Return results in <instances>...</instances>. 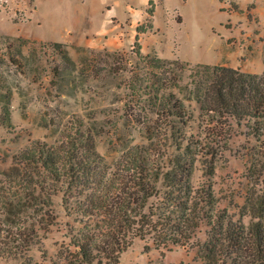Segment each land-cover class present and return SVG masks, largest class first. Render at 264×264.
<instances>
[{
  "label": "rangeland",
  "instance_id": "rangeland-1",
  "mask_svg": "<svg viewBox=\"0 0 264 264\" xmlns=\"http://www.w3.org/2000/svg\"><path fill=\"white\" fill-rule=\"evenodd\" d=\"M148 7L154 9L152 19ZM137 23L146 28L140 34L142 54L156 53L190 65H227L249 73L264 68V0H0V58L4 60L0 86L9 89L0 87V179L9 171L14 153L33 139L55 142L73 118H83L99 130L95 146L109 165L129 146L148 143V129L124 116L129 91L123 83L130 74L117 75L103 62H97L93 71L87 67L91 51L119 53L135 62L131 45ZM151 23L152 28H147ZM54 42L63 44L73 65L53 47ZM128 69L135 70V65L128 64ZM194 78L189 70L181 71L180 89H172L186 112L181 121L172 123L174 131L181 132V150L173 145L174 137L156 136L158 146L153 144L178 154L181 164H191L192 185L210 182L219 206L241 215L247 224L256 219L248 211L249 194L255 192L253 208L264 205L256 199L264 187L257 179L259 174L264 177V150L240 129L231 134L227 124L221 141H216L219 137L213 131L219 125L211 114L198 109ZM4 104L9 106V123H2ZM52 201L50 213L56 223L47 231L39 230L36 244L28 251L2 258L1 264L67 263V227L74 222L63 208L61 193L53 195ZM145 244L135 239L119 264L201 263L196 248L145 252Z\"/></svg>",
  "mask_w": 264,
  "mask_h": 264
},
{
  "label": "trees",
  "instance_id": "trees-1",
  "mask_svg": "<svg viewBox=\"0 0 264 264\" xmlns=\"http://www.w3.org/2000/svg\"><path fill=\"white\" fill-rule=\"evenodd\" d=\"M146 12L152 19L154 9ZM145 30L140 23L135 26L131 45L135 62L119 53L91 51L87 67L93 71L97 62H103L117 75L130 74L123 83L129 91L124 116L148 129V143L129 146L109 165L95 146L99 130L83 118H73L55 142L33 139L14 153L9 171L0 179V264L2 258L28 251L36 244L38 231L56 223L50 209L52 196L59 193L74 222L67 227L66 264H119L135 239L146 241L145 252L196 248L200 264H264V205L253 208L255 192L249 194L248 211L256 219L246 224L241 215L219 206L210 182L192 185L191 164H181L178 154L155 143L156 136L174 137L173 145L181 150V132L174 131L172 123L186 112L172 89H180L181 71L189 70L195 77L198 109L219 125L213 131L219 137L216 141H221L227 124L231 134L240 129L264 150V68L249 73L227 65H190L156 53L142 54L140 34ZM52 45L73 65L61 42ZM9 60L14 61L13 55ZM0 87L9 92L6 85ZM2 112V123H9V106L4 104ZM257 179L264 185L262 174ZM260 195L258 204H264V187Z\"/></svg>",
  "mask_w": 264,
  "mask_h": 264
},
{
  "label": "crops",
  "instance_id": "crops-1",
  "mask_svg": "<svg viewBox=\"0 0 264 264\" xmlns=\"http://www.w3.org/2000/svg\"><path fill=\"white\" fill-rule=\"evenodd\" d=\"M104 46H107L106 44H104Z\"/></svg>",
  "mask_w": 264,
  "mask_h": 264
}]
</instances>
